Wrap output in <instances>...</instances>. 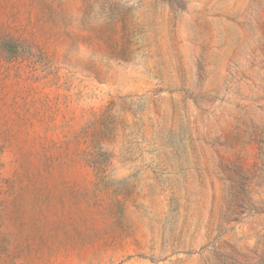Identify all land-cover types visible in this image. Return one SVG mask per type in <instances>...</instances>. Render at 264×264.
<instances>
[{"label": "rangeland", "instance_id": "obj_1", "mask_svg": "<svg viewBox=\"0 0 264 264\" xmlns=\"http://www.w3.org/2000/svg\"><path fill=\"white\" fill-rule=\"evenodd\" d=\"M0 264H264V0H0Z\"/></svg>", "mask_w": 264, "mask_h": 264}]
</instances>
